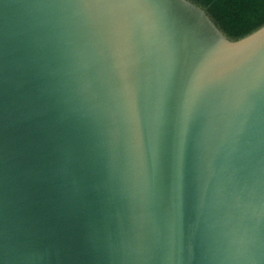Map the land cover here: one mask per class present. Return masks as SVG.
Wrapping results in <instances>:
<instances>
[{
  "label": "water",
  "instance_id": "obj_1",
  "mask_svg": "<svg viewBox=\"0 0 264 264\" xmlns=\"http://www.w3.org/2000/svg\"><path fill=\"white\" fill-rule=\"evenodd\" d=\"M0 264H264V26L0 0Z\"/></svg>",
  "mask_w": 264,
  "mask_h": 264
},
{
  "label": "trees",
  "instance_id": "obj_2",
  "mask_svg": "<svg viewBox=\"0 0 264 264\" xmlns=\"http://www.w3.org/2000/svg\"><path fill=\"white\" fill-rule=\"evenodd\" d=\"M203 7L232 40H239L264 26V0H190Z\"/></svg>",
  "mask_w": 264,
  "mask_h": 264
}]
</instances>
